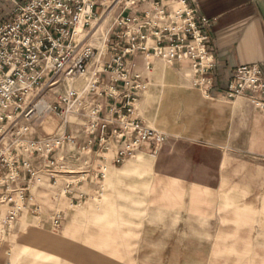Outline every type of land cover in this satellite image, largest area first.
<instances>
[{
    "label": "crops",
    "instance_id": "crops-1",
    "mask_svg": "<svg viewBox=\"0 0 264 264\" xmlns=\"http://www.w3.org/2000/svg\"><path fill=\"white\" fill-rule=\"evenodd\" d=\"M186 2L211 22L209 49L218 63L213 85L194 86L188 62L170 66L152 56H136L137 70L148 83L136 117L165 134L166 142L160 149L145 143L132 159L115 164L124 143L112 140L104 151L95 136L89 154L65 150L70 170L85 172L80 167L90 158L91 170L106 168L109 188L141 197L148 205L141 242L134 248L142 254L135 264H264V112L246 98L225 97L235 68L264 66V0ZM110 20L95 21L100 25L95 36L103 35ZM90 42L99 48V41ZM83 87L79 81L77 88ZM97 102L109 118L108 100ZM85 124L83 118L69 124L77 147L88 142ZM61 126L53 115L36 119L32 137L55 135ZM44 185L52 188L48 177ZM63 186L64 181L58 189ZM98 188L93 178L76 185L73 195L65 196L68 212L92 201Z\"/></svg>",
    "mask_w": 264,
    "mask_h": 264
},
{
    "label": "built area",
    "instance_id": "built-area-1",
    "mask_svg": "<svg viewBox=\"0 0 264 264\" xmlns=\"http://www.w3.org/2000/svg\"><path fill=\"white\" fill-rule=\"evenodd\" d=\"M143 5L149 7L133 13ZM109 18L95 48L90 42L100 28L95 21ZM210 30L211 22L186 0H0V231H11L26 206H35L32 191L44 185L45 177L56 198L73 195L76 185L93 178L99 186L94 200L101 202L106 168L91 170L87 158L80 167L85 172L76 174L65 152L69 147L89 154L95 136L104 151L108 142L120 141L124 145L115 164L132 159L145 143L160 149L167 136L136 117L148 83L134 58L152 56L170 66L188 62L194 86H211L218 63L209 49ZM146 70H152L150 63ZM225 97L246 98L264 112V66L235 68ZM101 98L109 102V118L97 102ZM50 115L62 121L58 133L32 137V122ZM72 118L86 121L85 145L77 147L69 131ZM32 212L41 216L39 206ZM63 220L58 212L52 224L59 228Z\"/></svg>",
    "mask_w": 264,
    "mask_h": 264
},
{
    "label": "rangeland",
    "instance_id": "rangeland-1",
    "mask_svg": "<svg viewBox=\"0 0 264 264\" xmlns=\"http://www.w3.org/2000/svg\"><path fill=\"white\" fill-rule=\"evenodd\" d=\"M94 39L98 43L97 36ZM109 182H105L101 202L93 196L92 201L73 207L71 213L64 195L56 198V191L45 185L33 190L41 216L34 214L35 206L29 204L11 231H0V264H135L142 254L134 248L141 242L148 205L141 197L109 188ZM128 191L134 192V188ZM14 199L18 201L15 194ZM58 212L64 220L56 228L52 218Z\"/></svg>",
    "mask_w": 264,
    "mask_h": 264
},
{
    "label": "bare ground",
    "instance_id": "bare-ground-1",
    "mask_svg": "<svg viewBox=\"0 0 264 264\" xmlns=\"http://www.w3.org/2000/svg\"><path fill=\"white\" fill-rule=\"evenodd\" d=\"M82 30H83V25L82 24L78 25V28L76 30V37H79L81 35Z\"/></svg>",
    "mask_w": 264,
    "mask_h": 264
}]
</instances>
